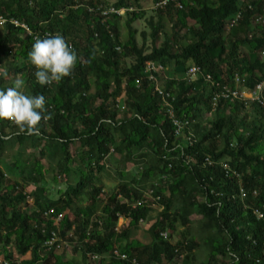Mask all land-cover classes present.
<instances>
[{
	"label": "trees",
	"instance_id": "16d2710c",
	"mask_svg": "<svg viewBox=\"0 0 264 264\" xmlns=\"http://www.w3.org/2000/svg\"><path fill=\"white\" fill-rule=\"evenodd\" d=\"M140 1L0 0V15L39 33L10 23L0 28V89L12 86L11 76L21 77L26 94L45 97L47 117L32 134L0 120V251L10 264H264L263 247L254 242L264 220L253 212L264 202V106L223 98L212 104L223 86H236L237 76L247 89L264 77V26L253 22L264 0L170 3L155 10L172 20V31L164 20L149 19L151 45L144 31L140 45L133 28L144 16ZM122 6L129 9L125 40L122 16L103 13ZM238 13L240 22L228 31ZM46 31L63 36L77 60L70 76L41 86L28 52ZM150 61L167 68L174 61L181 75L199 66L220 83L166 81L176 116L191 121L178 135L169 106L145 73ZM108 162L116 168L134 162L138 169L131 177L119 167L118 184L103 195L97 175ZM226 164L238 178L226 174ZM54 183L65 186L53 189ZM27 194L34 198L30 212ZM120 218L128 221L121 228ZM146 222L151 239L142 242L133 235ZM52 231L73 244L80 260L45 246ZM197 248H204L201 260L192 253Z\"/></svg>",
	"mask_w": 264,
	"mask_h": 264
},
{
	"label": "clouds",
	"instance_id": "9594fccd",
	"mask_svg": "<svg viewBox=\"0 0 264 264\" xmlns=\"http://www.w3.org/2000/svg\"><path fill=\"white\" fill-rule=\"evenodd\" d=\"M166 7L164 8L166 9ZM152 9H155L153 8V4H152ZM0 16H3V15H0ZM253 22L256 25L264 26V6L262 7V13H260L259 15H256L253 19ZM0 28H3V27H0ZM252 35L253 34H249L248 36L250 38H253ZM263 51L264 49H262L260 52L261 58L262 56H264V54L262 53ZM28 58H29L30 63L36 69L34 72L35 81L39 85L45 86L53 82L59 83L63 78L70 76L71 71L77 60V55L75 51L71 48V46L65 41L63 36L59 34H55V35L46 34L43 38L38 37L34 40V42L31 45V49L28 52ZM156 63H159V62H156ZM159 64L163 65L162 63H159ZM163 67L164 69L162 71H160L159 73H156V78H157L156 81L149 79L155 83V91L158 92L159 95H160V92L159 90H157V88L164 89L166 92L170 93L166 89V85L164 86L159 82L160 76L168 70L166 66L163 65ZM189 68L190 67H188V69ZM188 69L184 73L183 77L180 79L187 81L188 84H191L199 78L195 79L194 77L192 81H188V77L186 76ZM207 75H210L211 77L210 80L207 79ZM200 78H203L206 80V82H209L212 85H214L213 82L215 81H213L211 74L204 73L203 70H202ZM225 86H229V85H225ZM231 88L238 89L239 91L245 92V93H250V91L252 90V89H247L243 87L242 80L239 76H237L236 78V86L231 87ZM161 99H162L161 103L165 105V100L163 99V97ZM173 99L174 97L170 93V97L168 98V101L171 103L170 104L171 106H172ZM229 100L232 102L236 100L245 102L243 99H240V98H236L233 100L229 99ZM121 101H122V98L118 100V104H120ZM217 103L214 105L213 99H212V104L214 107L217 105ZM168 114L170 115L169 111H168ZM175 117L179 119L180 121L188 122L184 124L183 128L188 126L191 122L190 119L188 118H183V119L179 118L178 116H176V113H175ZM45 118H47L46 117V107H45V97L43 95L26 94L24 91V81L22 79L17 78L13 81L12 86L7 87L5 89H0V120L11 121L15 123L19 129L26 130L29 134H32L38 130V125L40 121ZM226 165H228V167L231 170L237 171L236 169H234V167L230 166L229 164H226ZM223 168L227 175L234 176L231 172L230 173L227 172V170L225 169V165L223 166Z\"/></svg>",
	"mask_w": 264,
	"mask_h": 264
},
{
	"label": "built area",
	"instance_id": "2783aa9c",
	"mask_svg": "<svg viewBox=\"0 0 264 264\" xmlns=\"http://www.w3.org/2000/svg\"><path fill=\"white\" fill-rule=\"evenodd\" d=\"M151 1L153 4V8H155V9H162L170 3L174 4L175 7H178V8L182 7V5L178 2V0H159V1L151 0ZM89 10L93 11L94 8H90ZM128 10H129L128 8L123 7V6L120 8L110 7L108 9H104L103 13L104 14L115 13L119 16H123L127 13ZM240 17H241V13H238L234 19L229 21V23L227 25V30H230L232 27L237 25L239 20H240ZM8 23L14 25L15 27H21L32 35L36 34L35 37H37V35H39V33L33 31L28 24L20 21L19 19L7 18L4 16H0V27H4ZM46 34L50 35L51 33L49 31H46L44 35H46ZM262 53L264 54V51ZM163 69H164L163 65L156 63V62H153V61H150L147 63L145 73L147 74L149 79L156 81L157 80L156 73H159ZM197 70H200V67L191 66L188 69V71L186 73V76L188 77V81H192L194 79ZM207 79L208 80L211 79L210 75H207ZM137 83L139 84L140 80H137ZM213 84L217 87L220 85V83H218V82H213ZM157 90H159L160 95L165 100V105L169 106L168 111H169V113H170V115H171V117H172V119H173V121L177 127L176 128V135H178L180 133L181 129L183 128L184 124H186L188 122L187 121H185V122L180 121L179 119H177L175 117L174 110H173L172 106L170 105L171 103L168 101V98L170 97V93H168L164 89H160V88H157ZM220 98L231 99V100L236 99V98H240V99H243L246 104H247V100L258 101V103L260 105L264 106V78L256 84V86L254 87V89H252L250 91V93L241 92L238 89H232L229 86H223L221 92L214 94V96L212 98L214 105L218 102V100ZM208 163L212 164V161L208 160ZM225 169L227 170V172H229V173L231 172L237 178L239 177V173L235 170H231L228 167V165H225ZM240 192H241L242 197H245L246 192L243 188L240 189ZM147 195L149 196V198H151V196H152L151 192H148ZM144 200H145V202L147 200L149 201V199H144ZM29 201H32V200L29 199ZM143 202L144 201H142V200L135 201V203H136L135 205H142ZM154 205L155 204H153V206ZM253 212L256 215L257 219L264 220V202L261 204V206L255 207L253 209ZM53 213H54L53 209L47 210L44 212V214L48 217L51 216ZM61 219H62L61 216H58L56 218L55 224L57 225V227L59 226ZM163 235L166 236L167 234L163 233ZM254 242H255V244H258V243L261 244V246L263 247V255H264V233L260 237V239L255 240ZM63 243H66V245H68L67 242L65 240H62V238L60 237L59 231H52L51 237L45 242V246L47 245L49 247H56V248L60 249L62 247ZM115 255L121 257L122 259L128 258L127 254L120 253L118 250H115ZM90 257H91V259H96L99 256L92 254ZM255 261L257 263H259L261 261V258H255ZM1 264H10V262L8 260H3L1 262ZM132 264H139V263L136 259H132Z\"/></svg>",
	"mask_w": 264,
	"mask_h": 264
},
{
	"label": "rangeland",
	"instance_id": "374dc122",
	"mask_svg": "<svg viewBox=\"0 0 264 264\" xmlns=\"http://www.w3.org/2000/svg\"><path fill=\"white\" fill-rule=\"evenodd\" d=\"M109 1H110V3L112 5L115 2V0H109ZM139 7L141 9V12L144 13V16L142 18L136 20L133 23V28H135L136 31H137L136 37H137L138 43L140 45L142 44V32L143 31L146 33L147 45H151V38L149 36V34L151 32V28H150V26L148 24V21L151 18L154 20L153 21L154 23H156L159 19L164 20L166 31L171 33V31H172L171 25L173 23L172 20L170 18H168L167 16H165L164 13H162L161 11L152 9V3H151L150 0H141ZM125 18H126V16H123L121 21L119 22L120 23L122 40H125L127 35H128L127 34L128 33V29H127V26H126V19ZM190 24H193V22L191 21ZM1 32H2V30H0V33ZM160 39H161V42H162L164 40V37L161 35ZM192 66H194V65H192ZM201 73H202V69L197 70V72L195 74V79L200 78L201 77ZM181 74L182 73H179V72H177L175 70V62L173 61L170 64V66L168 67V70L164 74H162L160 76L159 82L162 85L165 86L166 85V81L168 79H173V78L174 79H180V78L183 77V75H181ZM17 78L21 79V77H19V76H15V77L11 76L10 77V81H14ZM24 90H25V87H24ZM120 109L123 110L124 106H121ZM212 117H213L212 114H206L205 119L206 120H210ZM263 147H264V142H263ZM152 160L155 161V159L153 158V159L150 160V162H152ZM126 165L127 166L125 168H123V166L119 164V167L124 169L125 172L128 173L132 177V175H133L132 173L135 171V167L138 169V165H136L134 162H127ZM142 166H143V163H142ZM119 167L116 168L111 163H109V167L103 173L97 175V178L99 176L101 183H103V185H104V190H103L104 194L103 195H107V193H110L111 191H113L115 189L116 185L118 184V182H119V174H118L117 170L119 169ZM135 175H136V177L140 176L138 173H136ZM57 186L58 185L56 183H54L52 185V188L56 189V188H58L60 186H65V185L60 184V186H58V187ZM33 189H34V187H30L29 188V192L32 191ZM148 190L150 191L149 185H148L146 191H148ZM29 199L32 200V201H29ZM33 200H34V198L27 194V203L24 205L25 211H28V212L31 211V204H33ZM152 214L155 216L157 214V210H154ZM126 221H127L126 219L120 218V221H119L120 228L124 224H126L125 223ZM194 224H195L194 230H196L197 229V219H193V225ZM148 227H149V223L148 222L143 223L142 224V228L137 230V232H135V235H133V237L135 239H138V240L142 241V242H149L150 239H151V236H150V234L147 231ZM181 230H183V228ZM174 234H175L174 239H177L179 237L178 234L177 233H174ZM62 240H65L67 242V244H68V245H66V243H63L62 247L60 248L61 252H65V257L66 258L74 257L77 260H80L79 253H76L73 250V248L71 247V245H73V244L69 240H66L64 238H62ZM13 251H14V248H13ZM192 253L195 256H197L199 260L203 259L204 256H205L204 248L203 249L202 248L194 249L192 251ZM3 260H5L4 259V252H3V250H1L0 251V264H1V262ZM17 260H20V258L17 257ZM177 264H180V261Z\"/></svg>",
	"mask_w": 264,
	"mask_h": 264
}]
</instances>
